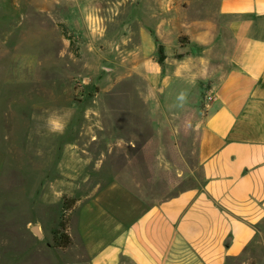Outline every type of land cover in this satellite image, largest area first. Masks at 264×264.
Masks as SVG:
<instances>
[{
  "label": "crops",
  "instance_id": "crops-1",
  "mask_svg": "<svg viewBox=\"0 0 264 264\" xmlns=\"http://www.w3.org/2000/svg\"><path fill=\"white\" fill-rule=\"evenodd\" d=\"M150 1L164 48L151 131L96 150L131 151L75 202L67 250L30 228L2 263L231 264L264 242V0Z\"/></svg>",
  "mask_w": 264,
  "mask_h": 264
},
{
  "label": "rangeland",
  "instance_id": "rangeland-1",
  "mask_svg": "<svg viewBox=\"0 0 264 264\" xmlns=\"http://www.w3.org/2000/svg\"><path fill=\"white\" fill-rule=\"evenodd\" d=\"M148 3L0 0V264L30 228L53 246L63 200L94 196L131 151L96 150L151 131L164 48ZM231 264H264V242Z\"/></svg>",
  "mask_w": 264,
  "mask_h": 264
},
{
  "label": "trees",
  "instance_id": "trees-1",
  "mask_svg": "<svg viewBox=\"0 0 264 264\" xmlns=\"http://www.w3.org/2000/svg\"><path fill=\"white\" fill-rule=\"evenodd\" d=\"M75 205V200L64 199L61 221L59 223V230L53 234V247L60 251L67 250L72 244L68 235V227L71 221V212Z\"/></svg>",
  "mask_w": 264,
  "mask_h": 264
},
{
  "label": "water",
  "instance_id": "water-1",
  "mask_svg": "<svg viewBox=\"0 0 264 264\" xmlns=\"http://www.w3.org/2000/svg\"><path fill=\"white\" fill-rule=\"evenodd\" d=\"M31 231L33 232V234L37 237L38 240L42 239V236L40 234V229L38 227H33L31 229Z\"/></svg>",
  "mask_w": 264,
  "mask_h": 264
},
{
  "label": "built area",
  "instance_id": "built-area-1",
  "mask_svg": "<svg viewBox=\"0 0 264 264\" xmlns=\"http://www.w3.org/2000/svg\"><path fill=\"white\" fill-rule=\"evenodd\" d=\"M80 83H83V82H80ZM209 101H210V98L206 97V102H209Z\"/></svg>",
  "mask_w": 264,
  "mask_h": 264
},
{
  "label": "clouds",
  "instance_id": "clouds-1",
  "mask_svg": "<svg viewBox=\"0 0 264 264\" xmlns=\"http://www.w3.org/2000/svg\"><path fill=\"white\" fill-rule=\"evenodd\" d=\"M65 126H66V125H65ZM56 131H57V132H60V131H62V128H57Z\"/></svg>",
  "mask_w": 264,
  "mask_h": 264
}]
</instances>
